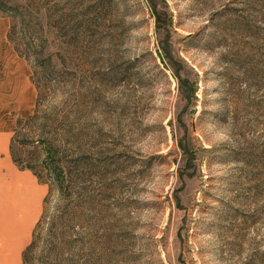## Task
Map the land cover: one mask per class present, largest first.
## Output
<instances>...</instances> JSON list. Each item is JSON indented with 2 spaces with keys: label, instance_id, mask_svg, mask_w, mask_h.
<instances>
[{
  "label": "rangeland",
  "instance_id": "374dc122",
  "mask_svg": "<svg viewBox=\"0 0 264 264\" xmlns=\"http://www.w3.org/2000/svg\"><path fill=\"white\" fill-rule=\"evenodd\" d=\"M0 2V60L15 52L35 89L12 127L36 80L44 137L95 144L81 183L98 239L65 264H264V0ZM35 133L17 130L20 155Z\"/></svg>",
  "mask_w": 264,
  "mask_h": 264
},
{
  "label": "trees",
  "instance_id": "16d2710c",
  "mask_svg": "<svg viewBox=\"0 0 264 264\" xmlns=\"http://www.w3.org/2000/svg\"><path fill=\"white\" fill-rule=\"evenodd\" d=\"M152 6L157 24L161 21V25L165 28L167 21L161 18L163 12L156 10L154 4ZM33 54H35V60L44 75L51 64L50 58L42 57V50L33 51ZM159 54L165 66L171 71L173 78L181 87L184 86V79L178 75L174 66L175 62L171 59L167 41L161 43ZM35 87L37 95L34 112L24 119L17 120L16 132L11 138L9 146L11 158L17 166L31 170L41 182L48 184L43 213L35 225L29 243L22 252V264H65V262L72 260L73 250L85 243L84 239L88 234L89 242L96 243L98 239L97 237L95 241L94 236L96 234L93 233L97 218L90 215L91 210H93L89 207L92 204L91 195L81 183L85 175V166L88 163L86 154L89 148H94L95 144L82 143L80 134L73 135L74 140L71 143L64 141V143L71 145V149L64 148L63 140L57 138L47 140L44 136L50 135L51 130L49 128H52L51 123L55 122V118L52 113L47 117L38 115L40 88L36 80ZM185 88V99H190L193 96L191 86ZM76 107L78 105L74 104L71 109L76 111ZM64 117L68 119L67 115ZM30 125L37 127L38 133H35V137L23 135L22 139L19 140L21 147L31 146L22 156L15 149L14 136L18 129H26ZM68 126L71 127L69 123ZM53 193L56 194L57 198L53 204L52 212L49 213L46 206ZM44 224L45 228H42ZM37 251L39 253L36 255Z\"/></svg>",
  "mask_w": 264,
  "mask_h": 264
},
{
  "label": "crops",
  "instance_id": "0c3cea01",
  "mask_svg": "<svg viewBox=\"0 0 264 264\" xmlns=\"http://www.w3.org/2000/svg\"><path fill=\"white\" fill-rule=\"evenodd\" d=\"M0 69V264H22V252L42 214V182L11 158L16 125L12 127L10 113L30 112L35 89L25 61L15 52L0 60Z\"/></svg>",
  "mask_w": 264,
  "mask_h": 264
}]
</instances>
